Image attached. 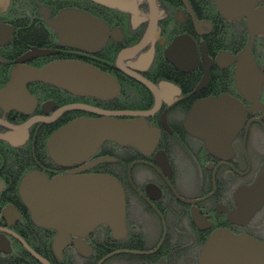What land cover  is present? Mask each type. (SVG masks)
<instances>
[{
    "label": "flooded vegetation",
    "instance_id": "obj_1",
    "mask_svg": "<svg viewBox=\"0 0 264 264\" xmlns=\"http://www.w3.org/2000/svg\"><path fill=\"white\" fill-rule=\"evenodd\" d=\"M32 1L35 10L29 8ZM117 1L111 7L93 0H7L0 10V35L4 36L0 39V91L11 82L17 60L34 48L55 53L33 58L25 65L41 69L57 61L80 62L113 77L120 85L116 98L101 100L31 82L26 88L37 102L34 109L28 106V111L17 110L14 101L0 100V264H81L75 256L97 261V238L110 247L112 240L119 242L113 244L116 250L110 249L97 264L104 259L101 264H116L112 262L115 256L130 251L143 257L139 264H201L202 249L218 230L247 235L264 244V200L254 214L249 206L243 211L239 208L245 197L247 201L262 197L250 190L264 169V35L257 36L252 47L257 74L248 75V81L240 80L237 58L251 37L246 19L227 21L209 0L215 9L214 25L206 19L208 5L204 0H186L188 4L184 0H155L157 25L152 36L141 50L120 63L123 51L146 36L152 9L149 0ZM263 7L261 1L256 9ZM66 11L100 21L105 27L102 31L107 32L105 42L91 52L68 46L71 37L62 39V29L48 24ZM226 29L241 31L248 44L239 49L231 34L223 43ZM180 37L189 38L182 63L186 69L166 55ZM25 45L30 48L18 55L16 50ZM223 55L233 60L218 61ZM207 58L212 61L208 73ZM127 71L152 83L159 98ZM120 97L125 100L119 102ZM225 98L228 104L237 103L242 121L226 147L213 149L192 134L187 121L197 104ZM86 108L101 112H151L156 108L153 115L144 118L150 131L159 132L157 146L143 152L107 141L84 160L64 166L55 163L48 141L56 131L81 118L102 117ZM34 120L38 121L32 123ZM29 123L24 131L17 130ZM223 133L219 129L216 138L221 140ZM34 171L50 181L69 175L116 178L125 190L126 236L115 239L108 226L100 225L81 235L90 246V257L82 256L73 244L59 257L53 249L58 232L36 226L20 195L23 178ZM78 238L71 234L72 241ZM46 241H51V249ZM135 244L139 250L126 248ZM69 249L74 254L69 252L65 259Z\"/></svg>",
    "mask_w": 264,
    "mask_h": 264
},
{
    "label": "water",
    "instance_id": "obj_2",
    "mask_svg": "<svg viewBox=\"0 0 264 264\" xmlns=\"http://www.w3.org/2000/svg\"><path fill=\"white\" fill-rule=\"evenodd\" d=\"M6 1L0 0V10L7 4ZM93 1L111 7L119 5L117 0ZM116 1L118 4L115 5ZM212 1L227 21L242 19L247 21L251 36L250 43L237 58L239 61L237 71L240 80L244 78L248 81V78L258 72L252 56V45L257 36L264 35V7L256 9L257 5L264 0ZM124 2L128 3L127 0ZM149 2L152 18L147 34L138 45L123 51L119 58L120 63L127 55L141 50L156 28L155 0H149ZM184 2L188 4L186 0ZM194 21L197 26L201 24L195 18ZM48 24L53 28H61L62 39L63 36L68 38L66 35L71 37L67 39V45L81 51L91 52L94 48H99L106 40L107 32L104 34L102 31L105 29L104 25L83 13L66 11ZM5 37L9 39V36ZM0 39H4V36L0 35ZM188 42V37H180L166 51L167 58L181 68H184L182 63L187 57L185 44ZM54 53L51 50L34 48L18 59V65L11 73V82L0 93V100L14 101L15 108L20 111H28V106L34 109L37 101L26 88L31 82L48 83L71 93L90 95L101 100H112L119 95L120 85L113 77L80 62L57 61L41 69L25 65L33 58ZM226 58L233 60L223 55L218 58V61H225ZM207 60L206 72L208 73L212 61L208 58ZM127 73L157 94V88L152 83L131 71ZM157 96L159 98L158 94ZM226 104L229 108H226ZM156 108L151 112H101L86 108L102 117L81 118L56 131L48 141L49 154L55 163L64 166L86 159L94 154L105 141L131 145L143 152H149L157 146L159 132L158 130L150 131L142 117L153 115ZM241 115L237 103L228 104L226 98L210 99L195 106L187 125L189 129L192 127L190 129L192 134L208 142L213 149H218L221 145L223 147L228 145L229 139L236 132L235 126L242 121ZM125 117H139L140 119H126ZM36 121L38 120L32 123ZM30 124L17 127V130L24 131ZM219 129L224 132L221 140L215 136ZM250 191L254 194L259 192L262 195L261 199L247 201L245 197L239 201V208L243 211L249 206L248 209L251 207V212L254 214L264 200V173L260 175ZM20 195L36 226L52 228L58 232L53 241V249L59 257L70 244H73L82 256L90 257L92 254L90 246L81 239V235L92 232L100 225L108 226L115 239H121L127 234L125 190L114 177L69 175L59 176L50 181L34 171L23 178ZM198 225L203 228L200 222ZM71 234L79 238L72 241ZM26 247L29 249L27 245ZM31 253L34 254L33 251ZM200 262L201 264H264V244L247 235L237 236L227 230H218L210 236L202 249Z\"/></svg>",
    "mask_w": 264,
    "mask_h": 264
},
{
    "label": "trees",
    "instance_id": "obj_3",
    "mask_svg": "<svg viewBox=\"0 0 264 264\" xmlns=\"http://www.w3.org/2000/svg\"><path fill=\"white\" fill-rule=\"evenodd\" d=\"M204 3L208 5V7H206V13H205L206 19L211 21L214 25H217V21H216V19L214 17V14L212 13V9H213L214 13H215V9L211 5V2L209 0H204ZM29 8L31 10H35L36 9V6H35L33 1L31 2ZM224 33H225V36H223V40H222L223 43L227 42L228 35L231 34L232 37H233L232 40L234 39L235 46H237L239 49L243 48L245 45L248 44V38L245 35H243L241 31H235V29H234V31H230V30L226 29L224 31ZM237 33H238V35H236ZM215 36H216V34H215ZM213 40H214V43L216 44V38L213 39ZM29 48H30V46H26L25 45V47L18 48L16 50V52L19 55V54H22L23 52H25L26 50H28ZM120 98L121 99L118 100L119 102H122V101L125 100L124 97H120ZM115 243H119V242H116V241L112 240L111 241V245L112 246L110 247L109 245H106L107 242H105L104 239L103 240H101L100 238L95 239V244H96L95 248H96V250H98L100 252V255L96 254V257L98 258V260L102 259L104 256L108 255L109 252L115 251L116 249H113V248L116 247L115 245H113ZM45 244H46V247L48 249H51V241H46ZM39 245H41V244H39ZM137 247H139V246H137L135 244L133 246H127L126 248H128L130 250H139ZM110 249H112V250L110 251ZM69 252H72L74 254L72 249L67 250V252L65 253V259L68 258V253ZM75 257L80 260L79 262L81 264H97L98 263V260L97 261L96 260H94V261H85V260H83V259H81V258H79L77 256H75ZM141 259H143V257L138 256V255H133L132 253L118 254L117 256H115L112 259V262L116 261L115 262L116 264H128V261H132V262H135V263L137 262L139 264L140 263L139 261Z\"/></svg>",
    "mask_w": 264,
    "mask_h": 264
},
{
    "label": "bare ground",
    "instance_id": "obj_4",
    "mask_svg": "<svg viewBox=\"0 0 264 264\" xmlns=\"http://www.w3.org/2000/svg\"><path fill=\"white\" fill-rule=\"evenodd\" d=\"M254 42H255V40H254ZM254 42H253V45H254ZM253 45H252V47H253ZM4 90V89H3ZM3 90H1L0 91V93H2V91ZM125 118H127V117H125ZM128 118H137V119H140L139 117H128ZM142 119H144L145 120V118H143L142 117ZM145 122H146V120H145ZM146 124H147V122H146ZM155 130V129H154ZM105 142H107V141H105ZM105 142H103V143H105ZM110 142H113V141H110ZM102 143V144H103ZM118 144V143H117ZM119 145H121V144H119ZM123 146H127V145H123ZM129 146H131V145H129ZM133 147V146H132ZM264 173V169L260 172V174L258 175V177H257V179L260 177V175L261 174H263ZM128 251H130V250H127L126 252H128ZM130 253H132L133 255H136V254H139V253H137V251H130Z\"/></svg>",
    "mask_w": 264,
    "mask_h": 264
}]
</instances>
